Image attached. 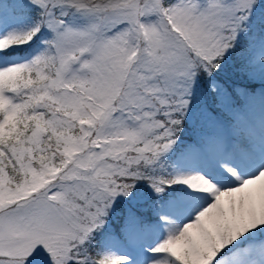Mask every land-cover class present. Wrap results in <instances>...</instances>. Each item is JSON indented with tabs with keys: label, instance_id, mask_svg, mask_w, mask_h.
Listing matches in <instances>:
<instances>
[{
	"label": "snow or ice",
	"instance_id": "snow-or-ice-1",
	"mask_svg": "<svg viewBox=\"0 0 264 264\" xmlns=\"http://www.w3.org/2000/svg\"><path fill=\"white\" fill-rule=\"evenodd\" d=\"M0 264H264V0H0Z\"/></svg>",
	"mask_w": 264,
	"mask_h": 264
}]
</instances>
